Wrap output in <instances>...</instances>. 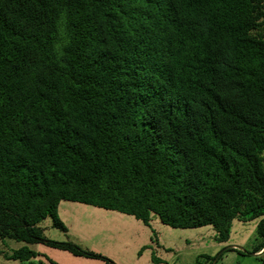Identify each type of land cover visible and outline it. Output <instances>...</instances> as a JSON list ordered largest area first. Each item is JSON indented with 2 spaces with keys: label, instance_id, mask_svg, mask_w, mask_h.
Segmentation results:
<instances>
[{
  "label": "trees",
  "instance_id": "16d2710c",
  "mask_svg": "<svg viewBox=\"0 0 264 264\" xmlns=\"http://www.w3.org/2000/svg\"><path fill=\"white\" fill-rule=\"evenodd\" d=\"M61 201L264 238V0H0L2 255L115 264L45 238Z\"/></svg>",
  "mask_w": 264,
  "mask_h": 264
},
{
  "label": "rangeland",
  "instance_id": "374dc122",
  "mask_svg": "<svg viewBox=\"0 0 264 264\" xmlns=\"http://www.w3.org/2000/svg\"><path fill=\"white\" fill-rule=\"evenodd\" d=\"M65 230L55 227L50 217L40 223L44 236L58 242H71L83 250L93 251L115 264H194L197 260L214 264H262L247 256L252 247L262 243L259 224L262 217L232 221L226 238L209 224L197 228H177L153 217L145 224L136 217L81 202L61 201L58 208ZM264 217V216H263ZM25 245L0 238V264H20L2 254ZM41 253L38 257L55 264H105L101 258L74 255L43 243L29 244ZM37 259V260H38ZM253 260L255 262H253Z\"/></svg>",
  "mask_w": 264,
  "mask_h": 264
},
{
  "label": "crops",
  "instance_id": "0c3cea01",
  "mask_svg": "<svg viewBox=\"0 0 264 264\" xmlns=\"http://www.w3.org/2000/svg\"><path fill=\"white\" fill-rule=\"evenodd\" d=\"M257 248H258V244L252 247L251 254H248L247 256L256 258L254 260H262L264 258V247L256 252ZM254 260L253 262H255ZM262 264H264V262H262Z\"/></svg>",
  "mask_w": 264,
  "mask_h": 264
},
{
  "label": "water",
  "instance_id": "95a60500",
  "mask_svg": "<svg viewBox=\"0 0 264 264\" xmlns=\"http://www.w3.org/2000/svg\"><path fill=\"white\" fill-rule=\"evenodd\" d=\"M219 256H220V255H219ZM219 256H217L215 260H217ZM214 263H215V261H214ZM214 263H212V264H214Z\"/></svg>",
  "mask_w": 264,
  "mask_h": 264
}]
</instances>
